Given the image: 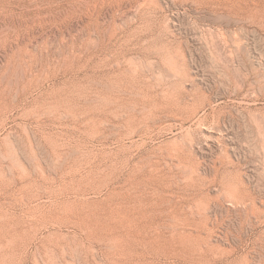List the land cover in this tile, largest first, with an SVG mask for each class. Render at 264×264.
Here are the masks:
<instances>
[{"label": "rangeland", "instance_id": "obj_1", "mask_svg": "<svg viewBox=\"0 0 264 264\" xmlns=\"http://www.w3.org/2000/svg\"><path fill=\"white\" fill-rule=\"evenodd\" d=\"M0 132V264H264V0H0Z\"/></svg>", "mask_w": 264, "mask_h": 264}, {"label": "bare ground", "instance_id": "obj_2", "mask_svg": "<svg viewBox=\"0 0 264 264\" xmlns=\"http://www.w3.org/2000/svg\"><path fill=\"white\" fill-rule=\"evenodd\" d=\"M235 85V84H234ZM137 112V111H136ZM1 133V132H0ZM8 154V151L5 150L4 148L0 147V159L2 157H5V155Z\"/></svg>", "mask_w": 264, "mask_h": 264}]
</instances>
